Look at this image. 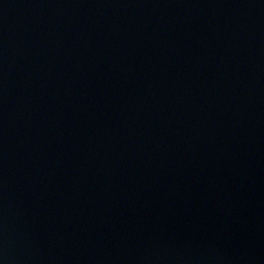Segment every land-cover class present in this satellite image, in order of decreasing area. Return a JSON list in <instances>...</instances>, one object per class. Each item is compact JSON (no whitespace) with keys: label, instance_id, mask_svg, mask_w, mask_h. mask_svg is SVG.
<instances>
[{"label":"water","instance_id":"95a60500","mask_svg":"<svg viewBox=\"0 0 264 264\" xmlns=\"http://www.w3.org/2000/svg\"><path fill=\"white\" fill-rule=\"evenodd\" d=\"M0 264H264V0H0Z\"/></svg>","mask_w":264,"mask_h":264}]
</instances>
